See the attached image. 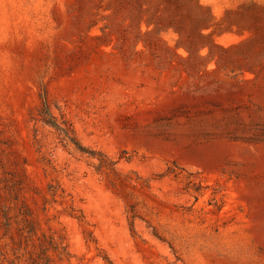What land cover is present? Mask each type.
<instances>
[{
  "label": "rangeland",
  "instance_id": "rangeland-1",
  "mask_svg": "<svg viewBox=\"0 0 264 264\" xmlns=\"http://www.w3.org/2000/svg\"><path fill=\"white\" fill-rule=\"evenodd\" d=\"M33 262L264 264V0H0V264Z\"/></svg>",
  "mask_w": 264,
  "mask_h": 264
},
{
  "label": "trees",
  "instance_id": "trees-1",
  "mask_svg": "<svg viewBox=\"0 0 264 264\" xmlns=\"http://www.w3.org/2000/svg\"><path fill=\"white\" fill-rule=\"evenodd\" d=\"M41 114H42L43 118L47 121V123H49L52 126H55V127L59 128V129H61L62 131H64V129L61 128L58 125V123L56 122L55 117L53 116V114L51 112V109H50V106H49V104H48V102L46 100H44V102H43V108L41 110ZM65 134L70 139V141L75 145V147L78 150H80L82 152H86V153H92L91 151L87 150L86 147L82 146V144L76 138H74L73 136H70V134H68V132H65ZM108 161H109V159H108ZM100 163H101V167H107V168L111 169L114 172L115 175H117V176L120 175L118 170L114 167V164H115L114 161L110 160L109 164H106L103 161H101ZM177 169H178V166H176V165L174 167H172V168L169 167L168 170L163 174V176L171 175V174H173L174 176H177L178 175ZM193 177H194V175H193ZM130 179H132V178H130ZM123 181L125 183H126V181L130 182L129 178L128 179H124ZM135 182L136 183H143V182L145 183V182H147V180H143V178L138 176L137 180H135ZM195 183L196 182H195L194 179H190L189 184L195 185ZM189 188H190V186H189ZM49 241H50V244L52 245V247L54 249H57V250L62 249L63 251L66 250V247L63 246L62 242H58V241L54 240L53 238L52 239L49 238ZM32 264H34V262Z\"/></svg>",
  "mask_w": 264,
  "mask_h": 264
}]
</instances>
